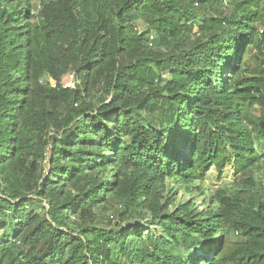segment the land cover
<instances>
[{"label": "trees", "instance_id": "obj_1", "mask_svg": "<svg viewBox=\"0 0 264 264\" xmlns=\"http://www.w3.org/2000/svg\"><path fill=\"white\" fill-rule=\"evenodd\" d=\"M0 264H264V0H0Z\"/></svg>", "mask_w": 264, "mask_h": 264}, {"label": "rangeland", "instance_id": "obj_2", "mask_svg": "<svg viewBox=\"0 0 264 264\" xmlns=\"http://www.w3.org/2000/svg\"><path fill=\"white\" fill-rule=\"evenodd\" d=\"M139 28H141V25H139ZM72 82L73 81L71 75H66L62 78V84L66 87H73ZM50 83L52 86L55 85L53 81H50ZM231 180L232 170L230 168H227L223 171V175L220 180H218V174L215 172V170L211 169L208 179H206L203 184L209 189L216 190V188L219 187L222 183L230 182Z\"/></svg>", "mask_w": 264, "mask_h": 264}, {"label": "built area", "instance_id": "obj_3", "mask_svg": "<svg viewBox=\"0 0 264 264\" xmlns=\"http://www.w3.org/2000/svg\"><path fill=\"white\" fill-rule=\"evenodd\" d=\"M110 219H113V217L111 216Z\"/></svg>", "mask_w": 264, "mask_h": 264}]
</instances>
